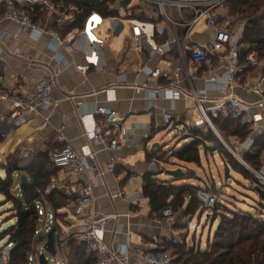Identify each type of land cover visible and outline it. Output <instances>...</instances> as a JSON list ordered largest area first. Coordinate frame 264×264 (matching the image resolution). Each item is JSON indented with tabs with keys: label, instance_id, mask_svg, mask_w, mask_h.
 Here are the masks:
<instances>
[{
	"label": "built area",
	"instance_id": "built-area-1",
	"mask_svg": "<svg viewBox=\"0 0 264 264\" xmlns=\"http://www.w3.org/2000/svg\"><path fill=\"white\" fill-rule=\"evenodd\" d=\"M99 1L105 2L110 10L117 9L119 14L103 16L92 11L81 29L75 28L66 35L49 31L47 25L51 19L58 24L72 23L74 15L80 11L75 4L54 0H0V12L3 17L17 23L20 29L29 32L36 39L43 34H50V46L56 53V59L63 60L59 52L61 48L71 53H81L83 63L76 65V68L83 73L92 69H104L108 64L106 52L108 40L110 37L121 35L124 36V42L128 39L134 42L133 53L144 57L137 72L144 73L149 78L164 76L178 83L180 74L185 72L187 81L192 83L193 75L198 74L203 66H210L207 71L209 83L217 87L222 93L221 96L199 97L193 87L184 91L177 85H170L145 89L151 106L158 98L177 100L187 96L194 99L202 116L195 126L208 125L213 129L216 127L212 117H223L237 120L242 126L254 132L260 130L264 120L262 58L256 50L242 54L241 33L236 28L235 18L228 14L230 0ZM201 21L205 23L207 29L214 31V36L207 42L197 43L193 39V34L195 27ZM103 26L104 30L101 28ZM165 31L169 32V37L161 43L158 37ZM3 38L4 32L0 31V42ZM125 48V45L122 46L119 52ZM155 56L163 59L171 56L179 63L170 73L168 69L151 67L147 64ZM26 57L31 58L29 55ZM250 70L258 71L256 83L252 88L249 87L261 97L258 102H248L233 92L237 86L245 83L242 79ZM58 73L59 70H54L44 75L24 92L14 90L2 92L0 101L8 103L10 111L0 119V125L16 127L26 122L28 115L47 109L53 102V90L58 87ZM219 77L223 79L221 83L217 80ZM124 82L120 81V83ZM105 93L109 101L116 99L115 86L106 88ZM253 108L257 111L253 112ZM80 119L84 134L90 141L80 150L69 144L66 128L63 125L55 132L56 141L60 146L53 152L52 162L66 174L80 178L87 175L90 161L95 154L92 145L113 151L131 147L135 143L134 134L125 126V116L110 106H95L91 111L82 114ZM164 121L168 125L172 124L173 114L166 112ZM256 174L264 183V174L257 171ZM82 183V187L75 194V199L70 202L75 216L69 218L65 214L64 218L56 219V254L53 255L61 251L66 263L72 264L68 243L70 240H75L83 244L87 253L97 259V264H178L162 240H157L154 248L138 246L142 244V237L132 230L130 214L123 221L121 219L123 215L119 212H99L94 206L96 197L93 184L85 177ZM114 195L123 197L124 191L119 190ZM198 196L207 203H213L217 198L205 191H199ZM43 203L46 204V201ZM44 211L45 217L38 218L35 248L29 264H40L39 257L43 254V250H46L47 236L44 232L49 220L46 218L47 209ZM162 216L155 218L154 221L159 224L164 218H172L173 209L166 207ZM60 220L67 223L70 228L62 229ZM110 226L113 236L120 235L124 239L116 246L107 240ZM166 238L167 241H176L169 234ZM15 247L16 242L7 239L0 249V264L10 262Z\"/></svg>",
	"mask_w": 264,
	"mask_h": 264
},
{
	"label": "crops",
	"instance_id": "crops-1",
	"mask_svg": "<svg viewBox=\"0 0 264 264\" xmlns=\"http://www.w3.org/2000/svg\"><path fill=\"white\" fill-rule=\"evenodd\" d=\"M203 23V21L198 23L194 30L193 39L197 43L207 42L214 36V31L207 29ZM60 25L54 21L52 24L48 23L47 27L49 31L58 32ZM0 31L4 32V38L0 42V94L6 90L24 92L44 75L59 70L58 87L53 90V102L47 109L28 115L27 121L16 127L0 125V177H7L9 165L13 161L18 162L19 167H26L34 157L41 154H48L51 159L53 152L60 146L56 141L55 132L62 125L66 128L69 144L80 150L85 144L90 143L84 134L81 115L91 111L95 106L107 105L125 116V126L134 134L135 143L131 147L113 151L92 145L95 154L84 177L89 178L94 186L95 209L102 213L119 212L123 215L121 217L123 221L130 214L132 230L142 237V244L138 245L140 247L154 248L156 241L163 235L169 234L173 237L177 235L172 228L175 216L164 218L158 224L154 221L155 216L150 214V200L142 192L143 176L156 165L148 161L147 153L152 151V146L156 143L163 145L159 141L163 131L178 124L184 127L195 125L202 116L194 99L187 96L177 100L158 98L151 106L145 89L177 85L184 91L193 87L199 97H219L222 93L214 84L209 83L207 77L210 66H203L198 74L193 75L192 83L187 81L185 72L180 74L178 83L164 76L149 78L146 74L137 72L144 57L133 51L129 52L132 42L129 39L124 42V36L121 35L110 37L108 40L107 66L101 70L92 69L83 73L76 68V65L83 63L81 53H71L61 48L59 52L63 60L55 58L56 53L50 46V34H43L36 39L29 32L20 29L17 23L3 17L1 12ZM239 32L242 34L241 27ZM168 37L167 31V35L159 36L158 39L163 43ZM124 45L126 48L119 52ZM27 55L31 58L26 57ZM178 63L179 61L173 60L171 56L166 59L155 56L147 64L168 69L171 73ZM257 72L248 71L242 79L245 83L237 86L234 94L248 102H258L261 97L251 89L256 83ZM122 80L125 82L120 83ZM217 80L219 83L223 81L221 77ZM110 86L116 87V99L113 101H109L105 93V89ZM9 111L8 103L0 101V119ZM252 111L257 109L253 108ZM166 112L174 116V121L170 125L164 121ZM263 131L264 120L260 130L254 134ZM254 139L250 138L247 141V148L252 146ZM262 163L261 173L264 174V152ZM9 172L14 177L13 194L22 197L23 186L20 177L26 171L14 169V172ZM84 177L80 178L58 170L48 185L47 192L58 189L67 196L75 195L82 187ZM69 185L72 188L69 189ZM119 190L124 191L123 197L114 195ZM4 201L6 196L0 191V205ZM39 203H42L43 209L49 206L47 202ZM70 206L69 203L60 212L68 215V211H72ZM38 208L40 210V207ZM111 229L112 226L107 232V240L116 246L124 239L120 235L113 236Z\"/></svg>",
	"mask_w": 264,
	"mask_h": 264
},
{
	"label": "trees",
	"instance_id": "trees-1",
	"mask_svg": "<svg viewBox=\"0 0 264 264\" xmlns=\"http://www.w3.org/2000/svg\"><path fill=\"white\" fill-rule=\"evenodd\" d=\"M75 4L80 11L74 15V21L61 24L57 31L66 35L75 28H82L87 16L96 11L103 16L118 15L117 9L110 10L105 2L93 0H54ZM129 0H126L128 2ZM124 4H126L124 2ZM232 14L245 20L240 43L243 44L242 54L256 50L264 60V0H230ZM264 73V67H263ZM213 123L222 135V138L233 147L230 140L238 139L244 142L254 131L242 126L237 120L212 117ZM182 141H187L181 146L179 143L168 147V143L159 145L152 151H148V161L154 163L155 168L147 171L144 176L142 192L149 198L152 216L163 217L162 212L166 207H171L174 214L183 217H194L198 212L208 211L207 205L198 196L199 191L210 192L219 196L217 185L212 186L203 181V186L195 185L184 180L192 178L193 169L182 170L178 176L162 178L161 174L167 170L162 166L165 163L176 165L195 164L203 166L202 156L209 153H219L223 156L225 171L230 170L242 175L246 179H252L257 186L264 188V183L258 176H252L249 169L244 166L226 147L215 131L205 126L185 125L180 134ZM180 140V141H181ZM234 148V147H233ZM203 150V153H202ZM264 152V131L255 136L249 151L241 154L242 159L252 166L255 171L262 170V153ZM18 162H11L8 170L18 169ZM31 181L22 187V197L13 194L14 177L8 171L6 178L0 177V191L6 196V202H12L17 222L0 233V240L6 238L14 240L16 247L11 254L8 264H29L35 248V236L38 229L40 211L38 203L46 201L55 211V218H64L65 214L59 210L68 206L75 199V195L67 196L58 189L47 192V187L52 178L57 174L58 168L53 165L52 158L48 154H41L33 158L28 166L24 167ZM199 179V178H198ZM261 204L264 205V197ZM205 209V210H204ZM216 219L221 218V223L214 234L213 240L208 241L205 248L187 241L188 234L186 223L174 221L172 228L180 232L182 241H163L166 249L174 257L178 264H264V215H254L248 211L237 212L228 209L227 212L218 211L214 206ZM219 212V214H218ZM200 213V214H201ZM69 253L72 264H97V259L87 253L83 244L70 240Z\"/></svg>",
	"mask_w": 264,
	"mask_h": 264
},
{
	"label": "rangeland",
	"instance_id": "rangeland-1",
	"mask_svg": "<svg viewBox=\"0 0 264 264\" xmlns=\"http://www.w3.org/2000/svg\"><path fill=\"white\" fill-rule=\"evenodd\" d=\"M228 14L233 16L235 18V25L236 28L239 30L241 27L243 29V25L245 24V20L240 19L239 16H236L232 14V9L230 7V4L228 6ZM54 22V20H51V24ZM204 24V23H203ZM200 25V24H199ZM199 27V26H198ZM102 30H104V26L101 27ZM197 28V27H196ZM164 35H167V31H165L162 34V37ZM134 49V42L131 44V50L129 52H132ZM264 67V60L262 59V69ZM205 126V125H202ZM185 127L182 126V124H178L177 126H171L168 129H164V133L161 135L160 140L163 144L168 143V147L173 146L177 143L178 146H181L186 141H182L180 139V134L182 133V130ZM255 135L257 133H252L244 142H240L238 139L230 140L231 143H233V147H231L226 140V144L234 150L240 157L241 154L245 151H249L251 146L247 148V141L250 138H255ZM181 140V141H180ZM227 147V146H226ZM228 148V147H227ZM229 150V148H228ZM230 151V150H229ZM203 153V150H202ZM237 158V157H236ZM202 162L203 166L198 167L195 164H189V165H176L171 163H165L160 167L168 168V169H178L181 168L182 170L186 171V169H193L195 173H193L191 176L192 178L184 180L182 182H188L195 185H202L203 186V180H205L206 184L212 186L214 184L217 185L219 188V196H217L216 200L213 201V203H207L203 200V202L207 205L208 211H201L198 212L194 217L186 216L183 217L180 213L174 214L175 222L178 221L179 223H186L188 229L182 230V232H185L188 234V239L190 244L193 242L197 245H199L202 248H205L207 246L208 241H212L214 234L216 233L220 223L221 218L219 217L218 220L215 215L214 206L218 207V211L227 212L229 215H233L228 209H231L233 211L242 212V211H248L251 213H254V215H264V205L261 204L262 198L259 196L255 189V184L252 179H246L242 175L230 170L228 172L225 171V165L223 161V156L219 153H209L208 155L202 156ZM250 165V164H249ZM251 169H253L252 166H250ZM248 169V168H247ZM251 171L255 177L256 171L255 169L249 170ZM258 172V171H257ZM255 174V175H254ZM214 175V176H213ZM162 178H169L166 173L161 174ZM199 178V179H198ZM0 205V233L3 232L8 227L15 225L17 222V218L15 217V210L14 206L11 203H5ZM38 207H40V216L42 218L45 217V211L42 208V203H39ZM205 210V209H204ZM47 213L49 222L47 224V227L45 229L44 235L47 236L48 232L52 228V226L55 223V211L54 209L49 205L47 208ZM201 213V214H200ZM219 214V212H218ZM69 218H72L75 216V214L69 210L68 211ZM67 219V218H66ZM62 229H69V225L63 221L60 220ZM42 226V224H41ZM177 235L174 236V239L176 241H182L183 237L180 232H176ZM173 236V235H171ZM164 240L167 241L166 236L163 235ZM7 239L4 238L0 240V249L4 246ZM159 241L161 239L159 238ZM42 253H45L46 257L48 258L49 264H67L65 257L61 251L57 253V255H53L49 252H47L45 249ZM34 262V260L32 259Z\"/></svg>",
	"mask_w": 264,
	"mask_h": 264
},
{
	"label": "water",
	"instance_id": "water-1",
	"mask_svg": "<svg viewBox=\"0 0 264 264\" xmlns=\"http://www.w3.org/2000/svg\"><path fill=\"white\" fill-rule=\"evenodd\" d=\"M213 130L215 131V133L221 138V140L223 141V143L229 148L230 152L237 157V159L244 165L246 166L249 170H253L251 169V167L242 159V157H240L234 150H232L224 141V139L221 137L220 133L218 132V130L216 128H213ZM160 144L156 143V145L152 146V150L156 147L159 146ZM24 169V167L20 166L18 168V171H22ZM11 172H14V169L10 168ZM181 173V169H177V170H167L166 174L170 175V176H178ZM21 184L22 186L27 185L29 183V177L26 173H22L21 177ZM256 191L259 194V196L262 198L264 197V188H262L261 186H257L256 187ZM56 230H57V226L53 225L52 228L50 229V231L47 234V242H46V251L51 253V254H56ZM39 263L40 264H49V261L45 255V253L41 254L39 257Z\"/></svg>",
	"mask_w": 264,
	"mask_h": 264
},
{
	"label": "bare ground",
	"instance_id": "bare-ground-1",
	"mask_svg": "<svg viewBox=\"0 0 264 264\" xmlns=\"http://www.w3.org/2000/svg\"><path fill=\"white\" fill-rule=\"evenodd\" d=\"M66 185L63 183V187H65ZM69 189L70 188H72V186L71 185H69V187H68ZM68 192H69V190H68Z\"/></svg>",
	"mask_w": 264,
	"mask_h": 264
}]
</instances>
